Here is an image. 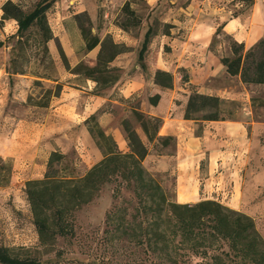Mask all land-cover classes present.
<instances>
[{"label": "trees", "instance_id": "16d2710c", "mask_svg": "<svg viewBox=\"0 0 264 264\" xmlns=\"http://www.w3.org/2000/svg\"><path fill=\"white\" fill-rule=\"evenodd\" d=\"M244 1L248 7L253 3V0ZM53 2L54 0H38L29 11L23 10L13 0H6L2 4L0 22L12 19L17 25L13 35L16 38L14 53L9 66L11 74H25L21 64L27 61L26 49L34 46L46 58L49 57L47 44L50 40H55L66 70L95 82L97 94L98 91L113 86L119 79L120 68L111 63L118 55L125 53L127 48L114 42L109 35L100 39L92 35L88 27L79 24L85 51L89 52L98 45L99 50L94 65L79 62L71 68L48 23L46 12ZM122 12L124 21L119 24L122 30L128 31L141 25L142 19L131 9L129 1L122 6ZM154 24L157 25L158 20H154ZM154 24L148 25L138 51L141 64L151 38L157 34ZM164 27L162 33L169 35L172 25L164 23ZM218 32L220 28L217 29ZM230 39L232 55L222 56L220 59L227 74L239 76L245 84L264 85V38L248 49H245L243 43H238L232 37ZM153 80L162 89L173 86V75L164 70H156ZM182 80L187 81L186 74H182ZM34 84L40 85V81L35 79ZM61 89L60 83L46 89L48 97L37 105L47 106L49 99L59 96ZM159 99L158 93L148 97L151 105H156ZM223 102L218 96L192 91L184 106V118L224 120L221 116ZM131 114L136 125L129 118H123L120 122L127 141V151H121L113 136L100 127L96 115H91L85 124L102 152V159L80 177H65L58 175L55 169V164L60 163L65 155L53 151L47 160V171L43 178L25 183L32 223L43 249L49 252L57 237L72 235L75 213L90 203L104 185L116 180L112 198L115 200L121 197L120 187L123 186L131 194V199H124L122 205L113 204L108 210L104 228L105 238L108 240L144 245L159 258L170 261V242H175L178 237V242L187 243L196 251L202 248L207 252L219 247L231 264H264V236L256 229L250 216L216 200L183 204L169 197L160 181L143 165L148 147L136 127L141 129L148 142L158 140L161 145H168L173 138L158 135L160 118L150 116L138 107H132ZM11 173V164L0 158V187L9 182ZM213 257L215 264H222L217 261L218 255L213 254ZM0 264H40V259L28 248L0 246Z\"/></svg>", "mask_w": 264, "mask_h": 264}, {"label": "crops", "instance_id": "0c3cea01", "mask_svg": "<svg viewBox=\"0 0 264 264\" xmlns=\"http://www.w3.org/2000/svg\"><path fill=\"white\" fill-rule=\"evenodd\" d=\"M5 1L0 0V21L1 6ZM158 1L145 0L151 7ZM173 1L177 0L171 2ZM230 1H186L179 9L189 20V26L182 28L185 30H182L184 32L180 36L173 32L170 36L163 33L158 35L156 46L153 42L149 43L143 64L137 62L136 49H131L118 55L113 65L125 71L114 86L117 87L114 95L126 100L134 95L139 97L138 108L150 116L161 119L158 135L172 137L174 141L173 146L161 145L163 151L157 155L152 154L149 148L143 165H148L150 171H168L174 176V191L178 203L191 204L200 200H218L221 197L228 200H218L220 203L236 210L240 208L239 201L245 191L242 180L238 178V171L253 148H256L255 151L260 148V122L254 120L253 111L246 107L251 95L249 89L264 85L245 84L241 82L239 76L227 74L220 59L222 56L232 55L230 47L224 41L213 43V40L215 37L220 38V34L227 35L238 43H243L245 49H248L259 39L264 38V14L260 8V0H253L250 13L246 17L232 14L228 5ZM10 22L15 23V20L0 22V47L6 36H13L16 33L17 25L12 31L7 30ZM218 28L220 32L217 33ZM74 34L80 37L77 28ZM54 37L61 40L63 52L72 65L95 51L94 48L86 55L78 57L71 43L65 42V33H59ZM48 49L57 67L61 69L57 51L50 44ZM2 53L7 56L5 46ZM158 69L173 75L172 88L162 89L154 83L153 76ZM7 71L6 63H0V79L4 74L11 77L26 76L9 75ZM182 73L187 75V81L182 80ZM73 76L80 77L76 74ZM19 79L22 81V78ZM27 81L25 79L23 83ZM94 87V82L81 78L71 85H63L60 95L52 97L49 106L45 107V116L43 121L37 124L35 134L30 139L29 149L22 154L16 147L1 144L0 156L14 158L15 166L19 167H27L21 164L22 161L28 162L31 172L37 165L44 171L51 152L59 151L66 154L68 146L66 148L63 145L65 142L76 145L83 154L91 151L94 165L103 155L101 150L92 144L85 124L91 115L97 116L98 124L107 134L113 136L118 148L123 152L127 151L123 131L118 127L106 130L105 128L109 127L108 122L112 120V114L101 110L106 102H111L114 106L120 104L119 101L115 96H110L112 92L107 95L94 93ZM192 91L215 95L223 101H242L245 104L234 118L216 121L185 119L184 104ZM157 93L160 94V99L156 105H151L148 97ZM21 101H24L22 97ZM14 135L11 133L7 140H12ZM29 179L37 177L32 176Z\"/></svg>", "mask_w": 264, "mask_h": 264}, {"label": "rangeland", "instance_id": "374dc122", "mask_svg": "<svg viewBox=\"0 0 264 264\" xmlns=\"http://www.w3.org/2000/svg\"><path fill=\"white\" fill-rule=\"evenodd\" d=\"M13 1L18 3L23 10L29 11L38 0ZM126 1L130 2L131 9L142 19L140 26L131 28L128 31H124L119 27V24L124 21L122 6ZM171 1L159 0L155 6L151 7L146 4L145 0H54L46 15L53 35L65 33V42L71 43L78 57L88 53L85 51L84 45H81L82 42H85L79 24L88 27L92 35H96L100 39L109 35L114 42L123 44L127 48L126 52L136 49L138 54L144 33L149 24H154V20H158V24H154L157 34L151 38V42L155 46L158 42L157 36L165 30L164 23L172 25L168 36L171 32L180 36L184 32L182 30H185L182 28L189 26V20L185 18V15L179 9L180 6L185 5L186 0ZM259 3L262 14H264V0H260ZM228 5L232 14H238L242 17L248 16L251 10V6L248 7L247 2L244 0H231ZM9 24L7 30L12 31L16 22H10ZM75 28H77L80 37L75 36ZM56 39L62 48L61 40L58 37ZM15 40L16 38L13 36L4 38L2 44L6 47L7 56L2 53L4 46L0 47V63H6V71L8 69L7 73L9 75H11L9 66L14 53ZM219 40L229 45L231 39L227 35L220 34V38L215 37L213 43ZM29 42H32V38ZM49 44L57 51V60L61 64V69L57 67V63L50 52L49 57L44 58L39 49L32 46L26 49L25 57L27 61L21 64V67L25 70L23 75L26 76L11 77L4 74L0 79V145L8 144L16 147L22 154L29 149L30 139L35 134L36 127L43 121L45 107L50 104L52 97L49 99L47 106L37 105L44 102L48 97L45 90L53 88L56 83L62 84L63 88V85H71L79 78L84 79L83 76L74 77L73 73L66 70L59 55L56 41L50 40L48 46ZM94 50L92 55H87L85 59L79 62L89 66L94 65L99 45ZM69 60L67 58L71 68L79 63L72 65ZM137 62H139L138 57ZM111 65H113V62ZM124 72L120 69L119 79ZM19 78H22V81ZM25 79L28 81L23 83ZM35 79L40 81V85L34 84ZM115 84L98 91V93L107 95L112 92L110 96H115L114 94L117 91V87H114ZM249 91L251 95L249 104L247 103L246 107L253 111L254 120L260 122V148L258 151H255V147L253 148L248 159L238 171V178L242 180L245 191L239 201L240 208L236 210L250 216L254 220L256 229L264 236V86L252 87ZM93 92L97 94L95 87ZM21 97L24 101H21ZM115 97L120 104L113 106L111 102H106L101 108L102 111H109L112 114V120L108 122L109 127L105 129L118 127L123 131L120 124L123 118H129L135 124L130 107H139L140 98L136 95L127 100L119 96ZM243 104L245 103L242 101H224L221 105V116L224 118L237 117L238 112L244 107ZM250 127L249 125V130ZM136 130L148 149L151 148L150 152L152 154L157 155L163 151L158 140L148 142L141 129L136 127ZM11 133L15 135L9 141L7 136H10ZM90 139L94 147L98 148L92 136ZM63 145L66 148L68 146V148L63 160L55 164L57 174L65 177L82 176L93 165L92 152L83 154L74 144L63 142ZM169 145L173 146L174 141H171ZM171 152L169 151V153ZM0 158L9 162L12 166L9 182L0 187V246L28 248L40 259V264H215L213 254L218 255L217 261H221L222 264H231L221 253L219 247L209 249L207 252H204L202 248L196 251L190 248L187 243L178 242V237L175 242H170L169 252L172 258L170 261L159 258L156 254L147 250L144 245L115 242L105 238V217L108 210L113 204L122 205L124 199H131V194L123 186L120 187L121 197L115 200L112 198L113 188L117 184L116 180L104 185L90 203L84 205L75 213L72 235L57 237L51 251L46 252L38 241V235L32 223V216L25 194V183L31 180L29 178L32 176H36L37 179L43 178L47 166L45 165L44 171L41 170V166H34L31 172L29 171L31 166L28 162L22 161L21 165L27 166H23V168L22 166H15L12 157L0 156ZM144 167L160 181L169 197L177 202L174 191V176L168 171L155 172L150 171L148 165ZM223 199L228 200L221 197L218 200Z\"/></svg>", "mask_w": 264, "mask_h": 264}]
</instances>
